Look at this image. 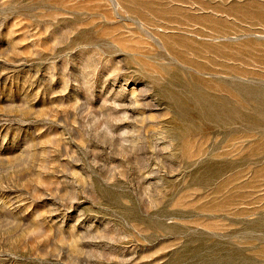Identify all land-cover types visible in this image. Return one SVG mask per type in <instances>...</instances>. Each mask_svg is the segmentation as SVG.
<instances>
[{
  "label": "rangeland",
  "instance_id": "rangeland-1",
  "mask_svg": "<svg viewBox=\"0 0 264 264\" xmlns=\"http://www.w3.org/2000/svg\"><path fill=\"white\" fill-rule=\"evenodd\" d=\"M0 264H264V0H0Z\"/></svg>",
  "mask_w": 264,
  "mask_h": 264
}]
</instances>
